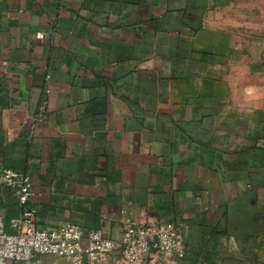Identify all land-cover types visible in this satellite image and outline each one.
Segmentation results:
<instances>
[{
	"label": "crops",
	"instance_id": "0c3cea01",
	"mask_svg": "<svg viewBox=\"0 0 264 264\" xmlns=\"http://www.w3.org/2000/svg\"><path fill=\"white\" fill-rule=\"evenodd\" d=\"M4 168L42 229L171 221L147 264H264V0H0Z\"/></svg>",
	"mask_w": 264,
	"mask_h": 264
},
{
	"label": "built area",
	"instance_id": "2783aa9c",
	"mask_svg": "<svg viewBox=\"0 0 264 264\" xmlns=\"http://www.w3.org/2000/svg\"><path fill=\"white\" fill-rule=\"evenodd\" d=\"M0 182L14 192L22 206L21 215L9 227L0 215V264H45L44 256L102 264L104 256L113 254H120L126 264H147L153 255L166 258L184 251L181 230L171 221H126L118 239L108 237L101 229L87 230L76 224L42 229L35 223L36 211L31 205L35 196L31 176L4 168Z\"/></svg>",
	"mask_w": 264,
	"mask_h": 264
}]
</instances>
